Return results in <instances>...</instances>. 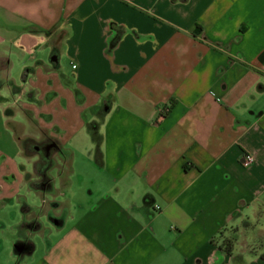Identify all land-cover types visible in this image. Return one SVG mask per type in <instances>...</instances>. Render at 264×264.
Wrapping results in <instances>:
<instances>
[{
	"label": "crops",
	"instance_id": "0c3cea01",
	"mask_svg": "<svg viewBox=\"0 0 264 264\" xmlns=\"http://www.w3.org/2000/svg\"><path fill=\"white\" fill-rule=\"evenodd\" d=\"M7 206L0 264H264V0H0Z\"/></svg>",
	"mask_w": 264,
	"mask_h": 264
},
{
	"label": "rangeland",
	"instance_id": "374dc122",
	"mask_svg": "<svg viewBox=\"0 0 264 264\" xmlns=\"http://www.w3.org/2000/svg\"><path fill=\"white\" fill-rule=\"evenodd\" d=\"M51 161V165H54V166H58L59 167V159L57 158H52L50 159ZM63 161V160H62ZM81 160H76V165L77 164H80ZM61 169L63 170V168L65 169L66 166L63 165V163L61 162ZM37 178V177H36ZM34 179L35 182H39L40 181V178L38 177V179ZM61 193L60 190H54L53 192L51 193H46L44 196H39V197H32L31 195H26L24 193H21V197L18 198L19 201H24L26 200L27 202H33L34 206L35 207L34 209L38 210L41 214L45 212V210L43 209L44 206H48L50 209L51 208V201L52 200H58L60 197L58 196L59 194ZM43 206V208H42ZM37 207V208H36ZM21 209L20 208H14V207H10V206H7L5 207L1 212H0V216H2L3 218H6L8 221H11L12 217H13V214L17 212V214H19L18 212L20 211ZM52 211V210H51ZM54 212V211H52ZM55 213V212H54ZM40 214V215H41ZM43 227H49V228H52L48 222L46 220H43ZM44 229H42V232H43ZM9 231V230H7Z\"/></svg>",
	"mask_w": 264,
	"mask_h": 264
},
{
	"label": "built area",
	"instance_id": "2783aa9c",
	"mask_svg": "<svg viewBox=\"0 0 264 264\" xmlns=\"http://www.w3.org/2000/svg\"><path fill=\"white\" fill-rule=\"evenodd\" d=\"M253 162H254V157L248 153H245L240 159V164L244 168L251 166Z\"/></svg>",
	"mask_w": 264,
	"mask_h": 264
},
{
	"label": "trees",
	"instance_id": "16d2710c",
	"mask_svg": "<svg viewBox=\"0 0 264 264\" xmlns=\"http://www.w3.org/2000/svg\"><path fill=\"white\" fill-rule=\"evenodd\" d=\"M221 246H223L225 248V250H226L227 253H231L232 246H233L232 243H231V241L224 240ZM260 258L264 261V251L260 255Z\"/></svg>",
	"mask_w": 264,
	"mask_h": 264
},
{
	"label": "water",
	"instance_id": "95a60500",
	"mask_svg": "<svg viewBox=\"0 0 264 264\" xmlns=\"http://www.w3.org/2000/svg\"><path fill=\"white\" fill-rule=\"evenodd\" d=\"M15 250H16L18 253H20V252H22L23 248H22V246L16 245V246H15Z\"/></svg>",
	"mask_w": 264,
	"mask_h": 264
}]
</instances>
